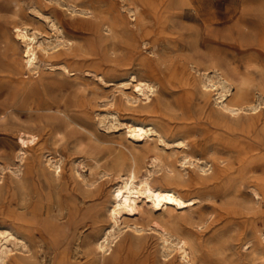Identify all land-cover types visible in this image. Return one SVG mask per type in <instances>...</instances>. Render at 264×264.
Returning a JSON list of instances; mask_svg holds the SVG:
<instances>
[{"label": "rangeland", "instance_id": "1", "mask_svg": "<svg viewBox=\"0 0 264 264\" xmlns=\"http://www.w3.org/2000/svg\"><path fill=\"white\" fill-rule=\"evenodd\" d=\"M95 1L0 0V231L9 230L27 242L26 248H14L17 261L13 263L180 264L178 259L162 256L158 234L139 216L129 218L145 231L138 234L125 229L109 255L94 246L113 224L108 211L118 182L112 169L115 160L130 152L142 155L157 184L166 185L164 168H152L149 162L156 156L160 161H177L187 150L173 143H183L178 146L186 145L190 151L196 142L200 149L209 148L208 156L218 159L220 170H228L222 175L218 169L216 178H210L208 188L199 192L203 199L197 213L190 225L180 230L197 240V264H264V240L259 244L249 231L244 234L248 226L258 230V236L264 234V205L260 206L263 215L259 218L257 205L249 203L244 210L233 196L239 184L236 181L242 177L240 153L234 145L246 147L244 152L249 154L245 164H263L248 176L264 178V0H147L155 5L171 3L168 12L177 14L176 18L165 28L148 19L137 26L122 18L116 52L111 46L100 47L104 32L90 30L92 23L67 9L75 2L79 8L103 16L114 17L118 11L130 18L123 0ZM180 3L185 8L193 3L198 15L190 9L189 15L194 17L179 19ZM55 22L63 26V37L52 26ZM14 25L39 31L43 39L53 43L50 48H54L42 53L41 64L31 71L21 66L25 48L14 42ZM137 38L147 43H142L140 53L128 52L126 42ZM208 63L229 71L234 84L250 82V103H261L258 118L249 119V111L241 119L234 118L217 105L215 92L204 94L197 77L205 73L203 68L210 67ZM63 66L71 72L64 71ZM133 71L139 79L155 84L158 91L159 97L143 110L144 102L132 110L124 100L133 85L125 87L121 82ZM207 73L213 75L211 70ZM115 111L118 121L112 117ZM130 120L158 125L168 132L170 145H159L154 136L130 145L124 128ZM27 135L36 136V143L22 149L19 144ZM230 148L234 151L229 152ZM200 149L190 151L191 155L203 158ZM50 157L61 161L58 174L46 165ZM182 190L191 196L197 192L194 187ZM249 190L247 187L246 195L251 196ZM245 239L251 243L245 245Z\"/></svg>", "mask_w": 264, "mask_h": 264}, {"label": "bare ground", "instance_id": "2", "mask_svg": "<svg viewBox=\"0 0 264 264\" xmlns=\"http://www.w3.org/2000/svg\"><path fill=\"white\" fill-rule=\"evenodd\" d=\"M123 1H124L125 6H126L125 10H127L128 14H130V18L127 15L123 16L122 14H120L121 12L119 13L118 11L114 17H110V15H107V14H106L107 16H105V15L103 16V13L98 14L97 12L95 13L91 9H88V8H84V7L79 8L75 2L70 3V5L67 6L68 7L67 9L70 11V13L73 16H80L85 21L92 23L93 25H92L90 30H93L97 33L104 32V34H106V35H104L102 33L103 40L101 38L100 39H101V41H103V43L100 42V47L102 49H104L107 46H111V48H112L111 51L112 50L115 51V48L118 46V45H116L117 44L116 43V41H117L116 37L118 36V35H116V33H117V30L119 28H121V26L124 24L123 21L121 20L122 18L125 17L128 24H135L137 26L139 25L140 21L142 22V20L144 21V20L148 19V20H152L158 27L165 28L170 22H172L173 18H176V15H177V14L173 15L170 12H168V10L170 9L169 7H171L172 4L166 3L165 1H163L157 5L151 3L147 0H123ZM95 2H97L99 4L114 3V1L111 2V0H96ZM183 2H185V1H183ZM124 4H123V2H121V6ZM187 5L189 7L185 8L184 4L180 3V6H179L180 12L178 13V16H177L179 19H182L186 16L194 17L193 15H189L190 9H192V11L196 13V14L194 13L195 16L198 15L197 14L198 10L193 3H191V4L188 3ZM121 6H117V7H121ZM37 12H39V11H37ZM101 12H102V9H101ZM164 14H166V15H164ZM37 15H39V17H40V13H38ZM48 24H49V22H48ZM52 26L56 27V30L59 33V35H61L62 37L64 36L63 26H61L58 22L53 23ZM170 26H171V24H170ZM52 29H54V28H52ZM142 29H143V27H142ZM11 31H12V34L14 37V42L16 44H20V43L23 44L24 48H25V49L23 48L24 49L23 56L21 57V66H22L23 70H30L31 71V69L36 67L37 63H40L39 58H40L41 54L42 53L48 54L49 49L54 48V47L50 48L53 43H51L47 39H46L47 40V42H46V40L42 38L43 33H40L39 31H35L33 29H30V27L14 25L12 27ZM128 31H130V30H128ZM121 35H124V34H121ZM57 36H58V34H57ZM143 37L144 36H141L140 38H143ZM119 38H117V39H119ZM64 41H65V39H64ZM54 42H56V41H54ZM142 43L146 44L147 41L144 39L141 41V40H138V38H137L134 41L129 40L128 42H126L125 46H126L128 52H130V53L133 52V54H136V53H140L139 48H141ZM144 47H145V45H144ZM14 48H15V46H14ZM117 59L119 61V58H117ZM117 59H115V60H117ZM199 59H201V58L199 57ZM194 63H196V62H194ZM208 64H210V63H208ZM60 66H62V65H60ZM63 69H64V71L71 72V69H69L67 66H63ZM209 70H211L213 72V75H210L209 73H207V71H209ZM202 71H204L205 73H203L201 75V77H197L200 79L202 90L204 91V94H210V93L215 92V94L218 96L217 97V105L221 106L225 111L230 113V115L234 118H238V119L243 118L242 115L244 112L246 113V111L250 112L249 114H247V115H250V116H247L249 119H256L259 117V115H257V113L259 112V107H260L261 103H258V104L250 103V98H249L250 92H251L250 82L248 83L246 81H241L239 84L232 83L234 81L231 82L230 77L227 74L229 71H227V73L224 72L215 63H211L209 68H207L206 70H204V68H203ZM110 74H111V72H110ZM196 81H198V80H196ZM249 81H251V80H249ZM127 82H129V83H127ZM121 84L125 87L129 86V85H133L132 92L130 94H126V96L124 98L126 103L128 105H130V108L132 110H135L137 107H139V104H141V102H144L145 105L143 104L144 105L142 108V110H143L144 107L150 106V104L154 100V97L157 96L156 94L158 91L156 89V85L153 84L152 82L146 81L145 79L144 80L139 79L137 73L134 71L130 74L129 79L124 80L123 82H121ZM263 86H264V84L262 85V87ZM198 90H199V88H198ZM197 93H200V92H197ZM252 95H254V94H252ZM157 97H159V96H157ZM197 97H199V96H197ZM203 97H207V96H203ZM256 98H257V96H256ZM113 104L114 103H112L110 106H112ZM145 109H147V108H145ZM218 111H219V109H218ZM262 111H263V109H262ZM219 114H218V116H219ZM252 115H255V116H252ZM112 117L114 118L115 121L119 120L116 111H115L114 115H112ZM229 121H231V120H229ZM238 121H240V120H238ZM130 122H131V120H130ZM252 122H253V120H252ZM125 125L126 126L124 128L127 129V138L129 139V142L131 143L130 145L134 144V142L138 143V142L144 141L146 138H149L150 136L156 137L157 138L156 142H159V145H163V146H169L170 145L167 142V137H166L168 135V132L166 130L161 129L158 125L154 124L153 122H149L147 124V123L141 122V121H133V122L127 123ZM239 125L237 124L238 127H240ZM244 127H245V125H244ZM253 127H254V125H253ZM196 133H197V131H196ZM178 135H180V134L178 133ZM214 139H215V137H214ZM35 143H36V136L27 135L25 137L24 141L21 142L19 145L21 146L22 149H26V148H29L30 146L34 145ZM179 144L180 143H173V145H175V146L177 145V147H179V149H183V150H187V151H184L185 152L184 155L182 157H180L177 161H172V160L171 161H160L159 159H156L157 158V156H156V158L153 159V161L149 162V165L152 168L156 167L158 165L160 166V168H161V166L164 168V170H165L164 178H165L166 183H167L166 185L157 184V179H156L157 177L156 178L154 177V174H155L154 171L146 168L145 164H147V162L144 161L145 158L142 155H139V154L134 153V152H130L129 155H124V156L117 158L115 160L114 167L112 169H113V172H115L114 175H115L116 179L118 180V182H117V185L114 188V190H112L113 191L112 201H111L112 205L108 211L109 217L111 218L113 224L111 223L112 226H110L109 229L104 231L105 233L103 234V236L100 239L97 238L98 241L96 242V244L94 246V248L96 247L97 251L101 252L103 255L104 254L109 255L113 249V246L118 241L119 236H121L120 233L122 231H124L125 229L126 230L131 229L138 234L145 231L143 226H141L140 224H138L136 222H132V220H130V218H132V216H139L142 219H147L151 224L152 230H154L158 234L159 240L161 242L160 245L162 248V254H163L162 256L164 258L172 257L173 259L174 258L178 259L180 264H197V253H199L198 252V246L199 245L197 243V240L191 238L190 236L182 235V233H180V230H181L182 226L184 228H186L185 225H190V221L193 219V215L197 213V211H196L197 206L202 202V199H203L201 193H199V192L201 190H203L204 188H208V185H206V184L210 180V178L214 179V177L218 173L222 172L223 170L219 169L220 165L217 162L218 161L217 158L208 156L209 155V153H208L209 148L208 147L200 149L199 145H197L196 142H194L190 146V151L198 150V149L203 151V153H204L203 158L200 157L198 159V158L193 157L191 155L190 151L188 150L189 147H186V149H185L184 147L186 145L181 147V146H178ZM181 144H183V143H181ZM214 145H216V144H214ZM233 148L237 152L240 153L239 161L241 163V174H242V177L238 178V180L236 181L239 184H237V186L234 189V194H233L234 199L239 200L238 202H240L239 204L242 207V209H244V210H246L248 208L247 206L249 203H253L254 205H257L258 206V208H257L258 213L257 214L255 213V214L257 216H259V215L261 216V215H263L262 214L263 212H261L260 206L262 204L264 205V178L252 179V177H250L251 175L250 176H248V175L253 173V172H256L258 170V168H262L263 164L260 161L256 162L258 164H255V163L253 164L251 162L245 164L246 161L248 160V154H249L248 152H244L246 147H237L236 145H234ZM233 148H230L229 152H233L234 151ZM236 148H239V149L237 150ZM219 151H220V149H219ZM21 154L23 155L24 153L22 152ZM46 165L49 167V169H54L57 174H58L59 170H61V161L53 160L52 157L47 159ZM218 169L220 170V172H217ZM182 170H184L185 173H183ZM161 171H162V169H161ZM161 171L159 172V174L161 173ZM227 171H223L222 175H224ZM191 187H194V189L197 190V192L192 196L185 194V192H183V190H182L184 188H190L191 189ZM247 187L250 188L249 191H251V196H249V194L246 195L247 193L245 190ZM186 191H187V189H186ZM225 194H227V193H225ZM211 203H213V202H211ZM224 204H226V203H224ZM236 205H238V204H236ZM224 207H226V206H224ZM66 209H68V208H66ZM238 212H240L241 216H242V214L244 215V213L242 211H238ZM253 216H254V214H253ZM260 216H259V218H260ZM69 221H70V219H69ZM76 224H77V222H76ZM203 227H204V225H203ZM238 228H239V226H238ZM72 230H74V229H72ZM240 231H241V229H240ZM247 231L250 232L252 238H256L257 242L259 244H262V242L264 240V234H261V236H258V230L254 229L251 226H248L245 229L244 234H246ZM54 233H55V231H54ZM206 234H205V236H206ZM245 238H247V236H245ZM250 239H245L246 242L244 244L249 245L251 243ZM25 242H24V240H22L21 238H18L13 232H10L9 230L0 231V264H14L13 262L17 259V257H15L14 253H13V252H15L14 248H17V247L26 248L27 242L26 243ZM18 250L19 249H17V251ZM152 254H153V252H152ZM124 255H126V254H124ZM146 258H145V260H146ZM20 262H22V261H20ZM16 264H21V263L16 262Z\"/></svg>", "mask_w": 264, "mask_h": 264}]
</instances>
